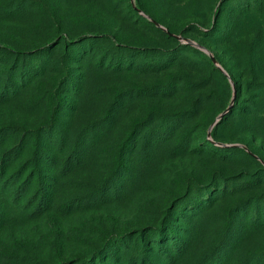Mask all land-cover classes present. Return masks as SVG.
<instances>
[{
  "label": "rangeland",
  "instance_id": "374dc122",
  "mask_svg": "<svg viewBox=\"0 0 264 264\" xmlns=\"http://www.w3.org/2000/svg\"><path fill=\"white\" fill-rule=\"evenodd\" d=\"M0 43V264H264V0H0Z\"/></svg>",
  "mask_w": 264,
  "mask_h": 264
},
{
  "label": "trees",
  "instance_id": "16d2710c",
  "mask_svg": "<svg viewBox=\"0 0 264 264\" xmlns=\"http://www.w3.org/2000/svg\"><path fill=\"white\" fill-rule=\"evenodd\" d=\"M133 6H134L135 9L138 10L140 8V6H142V5L135 3ZM152 19H155V18H152ZM89 34L90 33H85V34L77 35L75 37H68V36L65 35L63 37L65 39H67V41L73 43V42L81 41V40L87 38L89 36ZM96 34L97 35L101 34V35H104V36H108L114 42H118V40H116L115 37L113 35L109 34V33L104 32V33H96ZM49 44L50 43H46L45 45H43V48H47L49 46ZM0 46L15 51V48H13L12 46H10L8 44L0 43ZM210 58H211V56H210ZM210 63L213 64V62H211V61H210ZM42 128H43L45 133L42 131L41 128L40 129H34V130L31 131V133H29L28 139H30V141H31V143H30V156H29L27 162H25V163H26V165L30 164V165L34 166V169L31 172L33 176L40 175V176L43 177V174H42L43 172L41 170L40 164H41L42 161H44V159H46V158H50L51 159L52 157H51L50 154H48L47 152H45L41 148L42 147V145H41L42 136H44V135L47 136V134H48L47 130L44 129V127H42ZM211 133L212 132L210 131V134ZM23 140H24V137H22L20 139V141L17 143V145L14 147V149H7V151L5 150L1 154V157H0V164L1 165H3L6 160L14 159L15 157H17L21 153L22 147H23ZM228 148H230V147H228ZM72 156H74V153L71 152V158H72ZM255 207L257 208V205ZM254 216L259 217L260 216V212L258 210H256Z\"/></svg>",
  "mask_w": 264,
  "mask_h": 264
},
{
  "label": "water",
  "instance_id": "95a60500",
  "mask_svg": "<svg viewBox=\"0 0 264 264\" xmlns=\"http://www.w3.org/2000/svg\"><path fill=\"white\" fill-rule=\"evenodd\" d=\"M211 58H212V60H215V58L211 55ZM218 65V64H217ZM220 68H221V66L220 65H218ZM228 108H229V106H228ZM228 108H226L223 112H225V111H227L228 110ZM208 134H210V129L208 130Z\"/></svg>",
  "mask_w": 264,
  "mask_h": 264
}]
</instances>
